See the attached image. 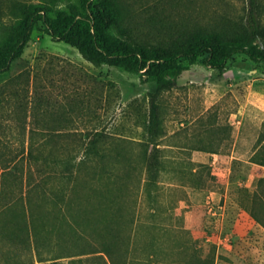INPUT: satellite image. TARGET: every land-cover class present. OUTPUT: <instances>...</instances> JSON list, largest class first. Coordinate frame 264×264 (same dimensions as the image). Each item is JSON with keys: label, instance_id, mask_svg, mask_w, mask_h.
<instances>
[{"label": "rangeland", "instance_id": "obj_1", "mask_svg": "<svg viewBox=\"0 0 264 264\" xmlns=\"http://www.w3.org/2000/svg\"><path fill=\"white\" fill-rule=\"evenodd\" d=\"M148 2L116 0L145 32L150 27L139 13ZM30 3L48 7L53 20L88 14L83 0H0V25L16 23ZM183 3L189 0L174 8L186 10ZM195 3L206 24L214 11L246 13V0ZM171 9V2L158 7ZM175 72L177 85L158 96L156 152L149 132L156 81L143 83L142 74L120 67L94 66L70 44L33 31L22 59L0 70V264H50L40 257L101 247L99 223L75 229L61 223L63 211L53 212L64 192L87 207L93 221L98 200L123 204L138 195L141 260L146 243L155 253L153 264H264V62L237 55L219 71L200 57L180 63ZM98 131L104 140L100 155L78 165L84 155L72 157L79 138ZM153 152L159 160L149 172ZM78 167L98 178L85 177L74 192V183L60 177ZM152 175L154 183L146 188ZM100 254H85L75 264H104Z\"/></svg>", "mask_w": 264, "mask_h": 264}, {"label": "trees", "instance_id": "obj_2", "mask_svg": "<svg viewBox=\"0 0 264 264\" xmlns=\"http://www.w3.org/2000/svg\"><path fill=\"white\" fill-rule=\"evenodd\" d=\"M83 1L88 10L86 16L65 17L59 14L53 20L48 7L41 3H30L24 6L16 23H2L0 34L4 43L0 47V70L22 59L33 31L40 29L46 31L54 41H64L75 47L94 66L106 64L120 67L142 74L143 83L156 81L159 84L158 91L150 94L149 127L150 142L156 152L159 151L158 137L161 130L158 96L177 85L175 68L180 63H193L200 57H205L206 64L211 68L224 71L237 55H246L253 62H264V0H246V13L243 15L214 11V20L210 24H206L201 18L202 11L195 0L182 4L187 6L186 10L174 8L178 6L179 0H152V3L149 0L147 7L139 13L149 24L150 30L147 32L139 27L132 15L116 4V0ZM164 2H171L173 9L167 12L158 10L159 5ZM25 80L30 81V75ZM103 141V134L99 131L92 137L87 135L79 138L77 152L72 159L75 160L78 154H83L84 159L78 165L93 161L100 155L98 146ZM156 152L149 158V172L151 167L158 164L159 157ZM84 168L68 169L60 178H69L74 183L72 191L76 192L85 177L92 175L93 179L98 178L96 172L91 174ZM105 173H99V178L105 177ZM107 175L112 179V171ZM149 179L145 182L146 188L154 183L153 175ZM96 192L100 194L99 190ZM66 196L65 192L60 194L53 210L66 214V217L60 219L61 223L69 226L74 224L75 229L79 227L84 231L89 227L94 228L92 223H99L103 229L104 242L100 248L91 252L40 257V262L63 264L59 260L79 256L80 258L68 263L75 264L82 262L81 256L85 254L101 253L99 258L104 264H153L155 253L148 244L145 243L147 253L143 260L136 254L143 246L138 240L140 225L136 220V215L141 210L138 195L125 199L123 204L112 202L106 205L98 200V205L91 209L98 216L97 222L89 220L88 209L79 200L72 196L67 199ZM29 213L30 229L36 237L39 228L34 209L30 207ZM58 219L56 216L55 220L59 221ZM157 264L165 263L158 261Z\"/></svg>", "mask_w": 264, "mask_h": 264}, {"label": "crops", "instance_id": "obj_3", "mask_svg": "<svg viewBox=\"0 0 264 264\" xmlns=\"http://www.w3.org/2000/svg\"><path fill=\"white\" fill-rule=\"evenodd\" d=\"M235 156H232L231 158H234Z\"/></svg>", "mask_w": 264, "mask_h": 264}]
</instances>
